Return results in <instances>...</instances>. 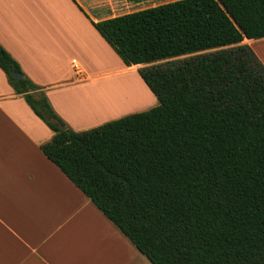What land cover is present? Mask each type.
<instances>
[{"label":"trees","instance_id":"1","mask_svg":"<svg viewBox=\"0 0 264 264\" xmlns=\"http://www.w3.org/2000/svg\"><path fill=\"white\" fill-rule=\"evenodd\" d=\"M158 98L76 131L0 43L52 160L152 264H264V0H174L93 21ZM13 72H20L16 79Z\"/></svg>","mask_w":264,"mask_h":264},{"label":"crops","instance_id":"2","mask_svg":"<svg viewBox=\"0 0 264 264\" xmlns=\"http://www.w3.org/2000/svg\"><path fill=\"white\" fill-rule=\"evenodd\" d=\"M165 1L174 0H0V43L71 128L90 129L134 112L90 118L108 103L87 107L86 93L138 83L158 101L139 72L142 64L126 65L93 21ZM243 43L264 62V38ZM53 135L0 67V264H148L44 153L42 145Z\"/></svg>","mask_w":264,"mask_h":264},{"label":"rangeland","instance_id":"3","mask_svg":"<svg viewBox=\"0 0 264 264\" xmlns=\"http://www.w3.org/2000/svg\"><path fill=\"white\" fill-rule=\"evenodd\" d=\"M165 2H169V1H165ZM251 47L254 49L253 46ZM263 49L264 47L261 48V50ZM143 66L145 65L142 64L138 66V68H141ZM134 84L138 88L131 86ZM134 84H130L129 86L131 87H129L126 86L125 82H122L121 85L114 84L112 86L106 87L108 89L101 88L100 90L90 92V94L89 93L84 94L83 96L84 101L82 103H84V105L87 107H93L94 105H104V103H108L106 108H104L102 111L95 112L93 115L90 114L91 115L90 118H94L92 116H96V120H97L112 114L119 113L123 110H127V112H136L138 110L145 111L158 104V101L155 102L153 99L149 97L150 94L148 96L145 95L143 88L138 83H134ZM149 91L152 93V95H155L151 89H149ZM130 98L133 100H130L127 103L125 100ZM142 99H144L143 103L141 102ZM138 106L139 109L137 108ZM78 111L79 110H77L76 108V110H73V113L75 114ZM77 118H83V116ZM87 118H89V116H87ZM148 264H152V263L149 261Z\"/></svg>","mask_w":264,"mask_h":264},{"label":"water","instance_id":"4","mask_svg":"<svg viewBox=\"0 0 264 264\" xmlns=\"http://www.w3.org/2000/svg\"><path fill=\"white\" fill-rule=\"evenodd\" d=\"M13 75L16 79H20L22 77V74L20 72H13Z\"/></svg>","mask_w":264,"mask_h":264},{"label":"bare ground","instance_id":"5","mask_svg":"<svg viewBox=\"0 0 264 264\" xmlns=\"http://www.w3.org/2000/svg\"><path fill=\"white\" fill-rule=\"evenodd\" d=\"M108 100H109V99H108ZM109 103H110V102H109ZM107 105H108V104H107ZM82 106H83V105H82ZM97 107H98V106H97ZM78 108H79V107H78ZM83 108H84V107H83ZM83 108H82V109H83ZM82 109H81V110H82ZM87 111H88V110H87ZM78 113H79V112H78ZM89 113H90V112H89ZM83 115H84V114H83ZM92 115H93V114H92ZM79 117H80V116H79Z\"/></svg>","mask_w":264,"mask_h":264}]
</instances>
